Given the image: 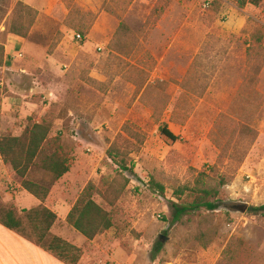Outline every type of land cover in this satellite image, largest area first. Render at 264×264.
<instances>
[{
    "label": "rangeland",
    "instance_id": "obj_1",
    "mask_svg": "<svg viewBox=\"0 0 264 264\" xmlns=\"http://www.w3.org/2000/svg\"><path fill=\"white\" fill-rule=\"evenodd\" d=\"M206 1L0 0L1 107L3 100L5 105L19 100L8 117L0 115L2 136H21L29 119H47L53 123L51 137L60 135V145L79 161L82 183L104 191L118 178L130 180L109 208L111 245L83 246L86 260L264 264V215L246 213L264 204V4L245 13L227 0H210L204 11ZM19 2L38 12L21 59L8 56L17 54L10 27ZM76 8L97 16L83 41L72 26L81 19L71 14ZM121 23L120 38L110 43ZM111 46L138 51L117 55ZM197 55L196 73L188 76ZM146 73L153 85L144 94ZM24 101L46 108L25 118L19 112ZM126 124L134 136L123 132ZM162 125L179 140L164 137ZM112 146L135 176L122 173L108 157ZM222 175L232 179L220 187L221 196L248 203L244 213L220 205L218 211L203 209L170 223L168 205L179 201L178 190L194 188L198 179L205 187L218 186ZM21 183L10 168H0L5 203L16 197ZM191 195L187 191L181 201L192 202ZM66 226L59 221L52 234L71 229ZM159 241L164 248L154 258Z\"/></svg>",
    "mask_w": 264,
    "mask_h": 264
},
{
    "label": "trees",
    "instance_id": "obj_2",
    "mask_svg": "<svg viewBox=\"0 0 264 264\" xmlns=\"http://www.w3.org/2000/svg\"><path fill=\"white\" fill-rule=\"evenodd\" d=\"M227 1L232 2L239 9L248 6L259 8L264 4V0ZM72 13L81 15L79 22L72 26L85 37L84 35L87 34L88 29L97 17L96 14L84 12L79 8L72 9ZM37 16L38 12L35 9L19 2L14 12L10 33L26 39ZM87 17H90V24L86 22ZM122 27L123 23L120 24L117 35ZM253 48L254 46L251 45L248 52H252ZM263 49L262 47L261 50ZM150 88L151 86L147 90ZM29 121L31 122L29 127L21 136H0V153L5 164L21 178L23 189L34 196L40 202V205L30 210H19L15 200L5 203L0 192V224L32 242L64 264H80L85 253L84 248L52 234V228L58 221V215L45 205L52 187L70 172L73 164L72 153L60 145V135L51 137L53 131L51 121L47 119H42L36 123L30 119ZM123 132L127 133L128 136L135 135V132L130 130L129 124L123 126ZM161 132L164 137L172 142L179 140V136L175 135L167 125L161 126ZM107 155L122 173H128L131 176L136 175L133 166L129 165L124 157L120 156L116 147L112 146ZM36 174L40 177H36ZM202 175L205 174L202 173ZM231 179L222 175L218 186L214 187H205L198 179L194 188L183 187L178 190L176 195L179 201H170L168 205L170 223L172 225L177 224L183 217L203 209L209 212L218 211L220 205L225 202L219 189L227 185ZM121 182L119 178L116 179L104 191H99L95 184L90 183L80 194L70 211L66 220L67 224L87 239L84 247L91 244L98 235L113 228L114 223L109 208H112L118 202L126 191L130 180L125 178L124 183ZM158 188L160 193L164 195V187L159 186ZM187 191L193 194L191 196H195L192 202L181 201L182 196ZM96 197H100L107 208L103 207ZM246 213L253 216L264 215V204L250 206ZM163 248L164 244L160 241L157 242L154 246L155 254L153 257L156 258L162 253Z\"/></svg>",
    "mask_w": 264,
    "mask_h": 264
},
{
    "label": "crops",
    "instance_id": "obj_3",
    "mask_svg": "<svg viewBox=\"0 0 264 264\" xmlns=\"http://www.w3.org/2000/svg\"><path fill=\"white\" fill-rule=\"evenodd\" d=\"M249 7H252V6H248L244 9H240V10H242L246 13V11ZM252 8H255V7H252ZM255 9H257V8H255ZM10 36L17 43V45L13 47V50L23 52L24 44H25L23 42H25L26 39L21 38L19 36H15V35H10ZM128 36L129 35H127V36L123 35V36H121V39H125ZM119 38L120 37H118L117 33H115L113 38L111 39L110 43H115L116 39H119ZM84 39H85V37H84ZM172 43L174 44V41H171V44ZM250 47H251V45L249 44L248 49ZM111 48L112 49L110 51L113 54H117V55H125V54H128L130 51L131 52L133 51L132 48L126 49V50H124V52L123 51H116L115 46H111ZM7 50H9V46H7ZM137 51L138 50L135 49L132 53L134 54ZM144 54L146 56H152L151 54L149 55V53H147V51H145ZM198 56L199 55H197V57L194 58L192 63H191V65L188 69V72H187L188 76H191L194 73H196L195 62H196V59L198 58ZM138 67L141 70L145 69L142 66H138ZM144 79H145V83L143 86V93L145 94L147 91V88L149 86H152L153 82L150 81V78L148 77L147 73H146ZM44 100H46V98ZM16 101H19V100L18 99H12V102H8L5 105V102L3 100L2 107H1V114H0L1 119L8 117L7 112L9 109L14 110L13 108L16 107L15 106ZM41 108H43L45 110L46 104H44L43 102L37 103V102H33V101H31V102L30 101H24L21 106L19 105V112H20V114H24V113L27 114L25 117V118H27V116H31L32 114L37 112L38 109L40 110ZM2 135H3V133H0V136H2ZM2 158H3V156H2ZM78 162L79 161L77 160L74 163V160H73V164H72V168H71L70 172L67 173L65 176H63L52 187L51 193H50L47 201L45 202V205L49 209L53 210L58 215L57 223L62 220L68 226V227L66 226L67 228H69V225L67 224L66 220H67V217H68L70 211L72 210L73 206L75 205L76 201L78 200V197L80 196V194L91 183L90 181L83 182V183L81 182V176L82 175L78 169L81 166L79 165ZM0 168L9 170V167L4 162V158L2 159V161H0ZM18 186L21 189L19 191V193L16 195L15 198H12L9 196V199L7 198V201H11V200L15 199L16 203L20 207H22L23 209H28V210L33 209V208L40 205V202L34 196H32L26 190H24L22 185H18ZM96 186L98 187V185H96ZM100 204H102L103 207L107 208V206L104 205V203H100ZM54 227L52 228V232H53ZM66 227H65V229H67ZM70 228H71L70 230L69 229L66 230V232L63 233L62 235L56 234V236L62 237L64 239L68 240L69 242L74 241L76 246L83 248L87 239L81 233H79L75 229H73L71 226H70ZM71 230L74 232V234H71ZM112 230H113V228L111 230L101 234V235H98L92 241V243L97 244L98 242H102V244L100 245V248L110 246L111 242L113 240V237H112L113 231ZM115 256H117V255H115ZM115 256H113V257H115ZM132 258H133V256L130 257V260ZM85 263L86 264H106L105 261H103V260H99V261L94 260V259L86 260L83 257L80 264H85ZM0 264H64V263H62L57 258L50 255L49 253L43 251L41 248H39L38 246H36L32 242L22 238L21 236H19L15 232L8 230L7 228H5L4 226H2L0 224Z\"/></svg>",
    "mask_w": 264,
    "mask_h": 264
},
{
    "label": "water",
    "instance_id": "obj_4",
    "mask_svg": "<svg viewBox=\"0 0 264 264\" xmlns=\"http://www.w3.org/2000/svg\"><path fill=\"white\" fill-rule=\"evenodd\" d=\"M248 206L249 204L243 201H226L221 205V209L226 210L230 213H244ZM162 238H164V236H162ZM165 239L167 240L168 238Z\"/></svg>",
    "mask_w": 264,
    "mask_h": 264
},
{
    "label": "built area",
    "instance_id": "obj_5",
    "mask_svg": "<svg viewBox=\"0 0 264 264\" xmlns=\"http://www.w3.org/2000/svg\"><path fill=\"white\" fill-rule=\"evenodd\" d=\"M212 4H213V1H210V0L206 1V2L203 4V10H204V11H207L208 9L211 8ZM76 39H77L78 41H83L84 37H83L81 34H76ZM8 56L11 57V58L14 57V58L21 59V58L24 57V53H23V52H20V51H17V54H15V56L11 55L10 53H9ZM2 159H3V158H2V154L0 153V161H2Z\"/></svg>",
    "mask_w": 264,
    "mask_h": 264
}]
</instances>
